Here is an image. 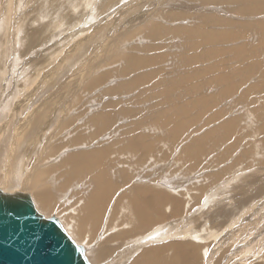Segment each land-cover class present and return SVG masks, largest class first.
Listing matches in <instances>:
<instances>
[{"label": "rangeland", "instance_id": "obj_1", "mask_svg": "<svg viewBox=\"0 0 264 264\" xmlns=\"http://www.w3.org/2000/svg\"><path fill=\"white\" fill-rule=\"evenodd\" d=\"M182 1L184 3L180 0H0V102L4 101L7 104L0 105V125L3 127L10 120L12 124L15 123L14 131L17 133V129L25 128L29 121L33 122V120H29L30 117L34 115L35 118H38V113L43 108L44 113L41 116L45 119L44 126H46L49 133L54 132L55 126L60 127L63 117L72 115V111L76 108L77 110L82 109L83 114H86L93 107L106 110L108 106L115 107V110H118L130 104L127 107L133 109V113L135 112L134 118L142 117L144 113L153 112L154 105L150 107V103L155 101L153 100L154 97L152 98L150 95L154 94L156 98V92L166 88L165 84L161 83L162 77L151 78L148 80L149 82L144 81L137 87H134V85L129 87L123 84L131 77L133 70L131 75L130 73L128 75L120 73V70L127 65L126 59L122 60V55L127 52L139 55L151 54L152 51L148 50V46L162 45L163 47L157 51L162 50L169 53L167 60L171 58L170 55H175L174 58L177 59V63H181L172 66V69L177 71L178 75H188L187 77L184 75L186 80H189V78L192 80V82L190 80L188 83H185L186 81H183V83L181 76L178 79L180 82L170 83V90L174 94L169 90L170 94L167 92L168 94L164 100L165 106L167 108L169 106L170 112H174L173 114H177L180 109L175 122L180 124L178 127H184L185 129V134H182L179 140L175 141V144L178 142L180 145L182 141L185 142L186 137L191 135V131H200L197 128L201 125L203 132L207 130L214 131L218 125V120L222 122L228 117L238 114L236 116L238 124H234L233 131L227 132L226 130V132H222L220 130V133L217 134L212 131L213 134H210L209 138L204 136L203 140L207 144V149L203 154H199L196 161H191L189 157H183L184 153L176 154L179 150L175 152V155L172 153L167 159L162 158L159 161L162 172L165 169V173L168 175L173 174L171 176L174 178L173 180L179 181L183 179V176H189L190 173L194 172H197V174L218 173V176H222L220 178L223 179V181L220 178V180L213 179L214 181L208 184L206 180L201 181L203 186L195 188V193H193L192 211H189L192 216L188 219L185 218L190 213L184 208L186 213L180 214L177 219L178 224L183 227H174L175 230H170L174 232V235L172 236L170 233L166 234L165 237H168L169 241L174 239L173 242L187 240L201 242L203 244V254L198 259L199 264H213V262L214 264H234L238 262L241 264H264V133L261 134L262 130L264 131V104L260 105L262 100L259 97H264V79H262L264 78V43H262L264 39L247 45L248 51L246 52L250 54H246V52L244 54L235 53V56H233V53H228L226 59L224 58V61H226V69L224 70L231 73L235 80H238L236 89H234L235 92L228 96L224 92V85L221 82L211 79V77L201 78L205 76V73L209 75L214 70H219L215 65H210L212 60L209 59L215 57H209V55L213 53L209 51L198 58L197 61H194L192 57H189L190 54L192 55L194 51L197 53L202 52V46L196 45L198 42H193V37L187 35L184 30L178 31L179 35L176 39H172L173 34L171 32H166L170 25L176 23L177 19L179 23L190 26L203 24L201 22L202 19L204 20L202 16H207L209 8L215 4L195 0ZM238 5L235 2H227L223 7H236ZM232 9H227V12L222 10L224 12L222 14L226 16ZM171 12L179 13V15H172ZM232 16L235 15L232 14ZM200 17L202 19H197ZM153 25L162 26L160 27L159 38L146 35L147 28ZM213 39H210L208 46H215L214 43L217 40ZM239 39H243V37ZM206 49H209V47ZM223 57H225V54ZM234 58L237 60L235 61L236 64ZM254 58L261 64L257 62L253 64L250 60ZM217 59H219V56ZM157 63L156 66L163 65V63ZM169 65L170 63H167V66ZM162 68V72H165V70L171 72L168 67ZM144 69H149V67H144L142 70ZM180 69L183 72L182 74H180ZM104 71L107 76L99 83L100 78L98 77L97 80L95 77L103 74ZM135 72H138V70L136 69ZM216 73V76H219L224 72L217 71ZM244 73H247L250 77L245 78ZM195 75L197 76L195 77ZM172 79L174 78L169 79L170 82ZM256 83L259 85L255 92L250 85ZM260 88L262 91L260 90L259 93ZM256 94L259 95L260 102L256 101ZM137 95L140 96L139 99ZM203 96L207 98L204 101L201 100ZM252 96L255 102L253 99L250 101L246 99L248 97L253 98ZM169 99L172 102H169ZM111 101H118V104L108 105V102L111 103ZM187 102L190 107L188 106L182 113L181 106L187 104ZM199 105L200 107H198ZM215 110L220 112V116L215 119L216 121L213 120L214 122L211 121L212 123L207 124L203 122L205 116H210ZM256 110H262L263 116L257 117ZM138 111L141 113H138ZM192 113L195 115H192ZM126 116L127 118L120 122L130 119L128 118L130 113H127ZM194 116L200 117L199 121L194 122V119H187ZM82 117L84 116H79L80 119ZM114 126L106 132H111L115 129ZM195 127L197 128L195 129ZM160 128V125H155L156 131ZM257 128L259 129L256 130ZM152 129L148 128L149 135L154 137V134L158 132H152ZM160 132L164 133L161 138L163 144L170 143V136L165 134L170 132H166V130ZM158 139L157 136L155 140L158 141ZM193 139L194 137H189L187 142H191ZM167 149L170 151L173 148L169 147ZM222 153L224 155H221ZM240 155H244L246 158L244 156L240 158ZM237 159L241 163L238 161V164ZM219 160L223 162L221 163ZM145 161L150 164L146 173H151L150 171H153L155 167L151 165L153 163L150 158ZM192 162H195L196 166ZM243 164H245V167H243ZM223 167L230 173H225V175L221 173L220 175L218 171L224 170ZM219 183L221 184L219 185ZM23 191L28 192L27 190ZM209 193L216 198L213 202L207 203V194ZM184 200L181 193L178 200L180 201L178 203L179 209H182ZM40 213L42 212L40 211ZM160 242L159 240L155 243L159 244ZM155 243H144V248L155 245ZM138 247L140 248L136 249V246H133L132 252L125 256L126 260L124 257L122 264H128L140 253L139 251L143 247L141 248L140 245ZM226 255L227 262L225 261ZM220 257L224 263L220 261Z\"/></svg>", "mask_w": 264, "mask_h": 264}, {"label": "bare ground", "instance_id": "obj_2", "mask_svg": "<svg viewBox=\"0 0 264 264\" xmlns=\"http://www.w3.org/2000/svg\"><path fill=\"white\" fill-rule=\"evenodd\" d=\"M180 1L184 3V1L182 0ZM195 1H200L202 3H208V4L210 3L215 4L212 5L213 7L209 8V14L207 16L205 17L202 16L204 20L201 17L197 18V19H202L201 22H203V24L190 26L184 23L183 24L179 23L178 19L176 18L177 24L175 23L174 25H170V27L166 32L169 33L171 32L173 34L172 39L173 38L176 39L177 35H179L178 31L184 30L186 31L187 35L193 37L192 38L193 42L194 41L198 42L196 43V45L198 44L202 46L203 48L202 52L200 51L199 53H197L193 50L195 53L193 52L192 55L190 54L189 57H192L194 61H197L198 58L202 57V55H204L209 51L213 53L209 55V57L211 56L215 57L213 59L212 58L209 59L210 61L212 60L210 62V65L211 66L215 65L216 68H218L219 70L216 71L214 70L211 73L209 72L210 73L209 75H206L205 73V76L201 78L211 77V79L213 78L214 80H218L224 85V89L227 88L228 90L227 95L229 96L233 94L234 89H236V84L238 80L236 79L237 80L236 81L235 78L231 75V73L224 70L226 69V65H225L226 61H224V58L226 59L228 53L231 54L233 53L234 54L233 56H235V53L244 54V52L248 51L247 50L248 44H251L252 42L256 43L258 42V40L260 41V39L261 40L264 39V0H195ZM227 2H235L239 5L236 7L226 6L224 8L223 5L226 4ZM227 9L228 10L232 9V11L225 16L222 13H224L223 11L227 12ZM170 14L174 15L175 13L171 12ZM232 14H234L235 16H232ZM236 14H238V16H236ZM175 15H179V13ZM173 18H175V16H173ZM160 27L162 26L153 25L150 28L148 27L146 35L155 36V38H159L158 36L160 35L159 34ZM162 35L164 36V34ZM240 37H243V39H239ZM212 38H214L213 40H217V42L214 43L215 46L213 47L208 46L210 44V39L212 40ZM222 43L223 45H221ZM262 43H264V40ZM162 47H163L162 45H158V44L148 46V50L152 51L151 54L139 55L133 52H127L125 53V55H122V60L126 59L127 65L120 70V73L123 75H128L130 73L131 75V71L133 70V74L131 75V77L128 78V81H124L123 84L128 85L129 87L133 85L134 87H137L138 85L142 84L144 81H148L151 78L157 76L162 77L161 83L165 84L166 87L164 88L165 90L162 89L157 91L156 98L154 94L150 95L152 98L154 97L153 100L155 101L153 103H150V107L151 105H154V108L152 106L153 112H149L148 114L144 113L142 117L139 116V118H134L135 112L133 113L132 111L133 109L128 108L130 104L129 105L126 104L128 107L123 106V108L118 110H115V107L111 108L108 106L106 107V110L103 108L98 109L93 107L86 114H83L84 111L82 109L77 110L76 108L77 111L73 110L72 111L73 113L71 112L73 116L72 115L64 116L63 120H61L60 127L55 126L57 131H55L56 129L54 128L55 129L54 132L49 133L46 126H44L45 119L44 117L41 116V114L44 113V108H43V110L41 109V111H39L40 113L37 112L39 119L35 118L33 115L32 117L29 118V120H33V122L29 121V124L27 122L28 125H25V128H21L20 130L17 129V133H15L14 131L15 123L12 124V121L10 122V120H8L7 121L8 123L3 127L0 125L1 126L0 134L2 136V138L0 139V173H2L0 174V184H2V186L0 187L3 188V189L0 188V192L10 193V194L20 193V194L31 195L33 201H35L37 208L42 212V214L48 216H50V214L59 215L61 218L59 216L58 217L62 220L67 231H69V233L74 235L77 239L81 240L85 244V246L81 244L80 245L84 248L86 256L88 257V259H90V262L93 264H122V262L124 261V257L128 253L132 252L133 246H136V249L139 248L138 247L139 245L142 246L144 237L145 238L147 237V242H156L157 240L165 239L166 238L165 235L170 233V229L172 228L171 225L169 226L163 225L162 227H157L153 229L155 227L154 225H156L158 222L163 220L160 219L162 217H160L159 213L156 211H154L152 214L148 213L147 209L149 208H145V209L136 208L139 205H138V201L135 202V199L139 201H143V203H145L146 205L149 204L146 199L149 200L150 198H155V200L158 203H163L164 205L165 204L175 205L173 200L176 201L177 199H173V195L168 194V192L178 194V196H180L182 193L185 199L183 201L184 204L182 206L183 210L185 208L189 212L192 211L191 208L193 206L192 205L193 193H195L194 191L195 188H200L203 186V183L201 181L206 180L207 184L209 182L211 183V181H214L213 179H218V180L221 179L223 181V179L220 178L222 176L219 177L218 173L217 174L200 173L201 176H199L200 174H197V172L190 173L191 175L189 176H183V179H180L178 181V180H173L174 178L171 177L173 174L168 175L167 173H165V169L163 172L160 170L161 164L159 161H161L162 158L167 159L168 157L171 156L172 153L173 155H175V152H177L178 150L179 151L176 154L184 153L183 157L185 158L189 157L191 161H196L199 154H203L207 149V144H205L206 142L203 140L204 136L205 137L207 136L206 138H209L208 136H210V134H213L214 132L216 134L220 133L219 132L220 130H222V132L223 131L226 132V130L227 132L233 131L235 126L234 124L235 123L238 124V119L236 117L238 115L237 114L236 116L228 117L226 120L222 122L218 120L217 121L218 125L215 127L214 131L207 130L206 132H203L201 125L199 128L195 127V129L197 128L198 130H200V131H195L196 132L195 133L194 131H191L192 129L191 128L190 129L191 135L187 136L186 139L188 140L189 137L190 138L194 137V139L191 142L188 141L189 143L187 142V140L185 141L186 143L182 141V144L180 145L177 142L176 143L177 147L176 146L174 147L175 140L176 139L179 140L182 134H185L184 133L185 129L184 127L183 128L178 127L180 124H177V122H175L177 114H179L180 112V109L177 114H173L174 112H170V107L168 106L167 108L165 106L164 100L166 95L168 93L170 94V92H168L171 89L170 83L180 82V80L178 79H180L181 76H182L181 81L182 82L186 81L185 83H188L191 79L189 78V80H186L185 77H187L188 75L184 74L185 77L184 75H178L177 71H174V69H172V66L181 63H177L176 61L177 59L174 58L175 55L173 56L170 55L171 58L167 60L169 53L163 52L162 50L157 51ZM208 47L209 49H206ZM224 54L225 57H223ZM246 54H250V53L246 52ZM218 56L219 59H217ZM166 61L168 64L170 63L169 66H167V63L165 64ZM235 61L237 60L234 58V63ZM250 61L253 62V64L257 62L255 58ZM157 62L159 64L163 63V65L156 66ZM202 64L204 65V63ZM206 66L208 65L206 64ZM144 67H149L150 70L149 69L142 70ZM162 67L170 68L169 70H171V72H167V70H165V72H162L163 71V70L161 71V69H163ZM253 68H255V66H253ZM136 69L138 70V72H135ZM232 69L234 70L235 67ZM180 71H181L180 74H182L183 72L181 69ZM217 71H219L220 73L223 71L224 73L223 74L221 73L219 76H216ZM106 76L107 73L104 71L103 74L98 75L95 78L97 80L100 78L98 80V82L100 83V81H102ZM196 76L197 75H195V77ZM246 77H250V76L246 75L245 78ZM95 78L94 80H96ZM171 78L174 79H172V81L170 82L169 79ZM232 79L234 80L232 81ZM190 82H192V80ZM252 82L254 83V81ZM221 83L219 84L220 86ZM258 85L259 84L256 83L250 86L251 89H253L256 92ZM260 90L261 88L258 91L259 93L262 91ZM162 93L163 94L166 93V94L163 95ZM172 94L174 93L172 92ZM139 97L140 96H138V99ZM158 97H160L159 100ZM256 98L258 97L256 96ZM205 99L207 98L204 96L201 98V100L203 101ZM246 99L250 101L251 99L254 100V97L253 98L248 97ZM177 100L179 99L177 98ZM256 101H258V99H256ZM169 102L172 101L170 100ZM3 103L4 101L0 102V105L2 106ZM198 103L201 104L199 101ZM115 104H118V101L115 102L111 101V103L108 102V105L111 106H114ZM263 104L264 103L260 105ZM30 105L32 106V104ZM188 106H189L188 102L187 104L181 106L182 113ZM198 107H200V105ZM255 112L257 113V117L263 116V114L261 113L263 112L262 110L261 111L256 110ZM127 113H130V117H128L130 119L128 121L126 120L120 122L121 120L127 118L126 116ZM138 113L141 112L138 111ZM192 115L195 114L192 113ZM79 116H84V117L80 119ZM198 116H194L193 118H191L192 117L191 116L187 119L188 120L194 119L193 121L195 122L200 118ZM219 116H220V112L215 110V112L211 113L210 116L206 115L205 118L203 119V122H206V124L212 123L211 121L217 119ZM260 123L258 124L260 125ZM113 125L116 126V127L114 126L115 129H113L111 132H106ZM155 125L156 126L160 125L161 131L162 130L163 131L166 130V132L169 131L170 132L169 135L170 137L173 138V140L171 139L170 143H164L160 145L159 143H155V141H153L149 136V130H148V128H153L151 131L155 132L154 131ZM258 129L259 128H257L256 130ZM263 133L264 131L262 130L261 134ZM156 135L161 137L162 133L158 132L155 134V136ZM239 145L241 146V144ZM180 146L181 148L179 149ZM169 147L173 149L168 151L167 148ZM224 154L222 153L221 155ZM33 156L36 157L33 158ZM243 156L244 155H242L240 158H243ZM147 157H150V160L153 163L151 165L155 167L153 171H150L151 173H146L147 168L150 166V164H147L144 161ZM244 157L246 158V156ZM239 160L237 159L236 162L238 163ZM219 161L221 162V160ZM192 164L195 165V162H192ZM244 165L245 164H243V167H245ZM225 167H223L224 170L226 169ZM229 168L231 169V167ZM156 169L158 173H155ZM224 170L221 169L220 171H218L220 175L221 173L222 174L224 173L223 175H225V173L229 172L227 170H225L226 171L225 172ZM196 176L202 178H197ZM162 181L167 186L166 190L163 191H161L158 187L159 186L158 184H160V182ZM129 183L130 186L127 187L128 185L126 184ZM141 183H145V185ZM220 184L221 183H219V185ZM149 185L153 187H150ZM23 190H27L28 192H24ZM114 195L116 198H114ZM214 198L216 197H214L213 194L209 193L207 194L206 202L207 203H210L211 201L213 202ZM112 201L114 202V204L110 209V204ZM179 202L180 201H178L177 203ZM124 203H130L131 207L135 208L134 210L130 211V219L132 221V225L130 224L129 228L126 229L124 228L125 226L124 222L123 224L122 223L114 224V222H112L111 219L112 210H114L113 207L114 206L117 207L116 205L122 206ZM159 207L160 206L156 208L158 211H159ZM170 212L172 211L170 210ZM184 213L181 212V215ZM191 214L192 213L187 214V217L185 218L187 219L190 218L192 216ZM173 230H175V228H173ZM202 250H203V244L201 242H193L188 240L184 242H167V243L162 242L161 244H155L143 248L142 251L138 253L137 256H135L128 264H199L200 262L198 259L203 254ZM126 259L127 258L125 257V260ZM225 259H226L225 261L227 262L228 260L227 255ZM220 261H222L221 257H220ZM238 263H234V264H238Z\"/></svg>", "mask_w": 264, "mask_h": 264}, {"label": "water", "instance_id": "obj_3", "mask_svg": "<svg viewBox=\"0 0 264 264\" xmlns=\"http://www.w3.org/2000/svg\"><path fill=\"white\" fill-rule=\"evenodd\" d=\"M0 264H92L55 216L28 194L0 192Z\"/></svg>", "mask_w": 264, "mask_h": 264}, {"label": "crops", "instance_id": "obj_4", "mask_svg": "<svg viewBox=\"0 0 264 264\" xmlns=\"http://www.w3.org/2000/svg\"><path fill=\"white\" fill-rule=\"evenodd\" d=\"M250 74V73H249ZM243 75H248L247 73H245V74H243ZM238 77V76H237ZM234 79H232V81H233ZM236 82V81H235ZM233 83V82H232ZM225 93H227L228 94V90H227V88H225ZM227 91V92H226ZM235 92V91H234ZM233 92V93H234ZM256 96L258 97L259 95H257L256 94ZM260 98H261V100L263 101L262 103H264V98L263 97H261L260 96ZM255 99H258V101L257 102H259V97L258 98H255ZM264 122V121H263ZM154 131L155 132H160L161 131V129L160 130H158V131H156L155 129H154ZM163 131V130H162ZM153 132V131H152ZM160 133H162V132H160ZM156 134V133H155ZM155 134H154V137L153 136H150L151 137V139L153 140V141H155V143H159V145L160 144H163V141L161 140V138H162V136L161 137H159L158 136V141H156L155 140V138L157 137V135L155 136ZM168 136H170L169 134L170 133H166ZM162 135H163V133H162ZM172 140H173V138L172 137H170ZM170 139V140H171ZM175 140V139H174ZM175 141H178L177 139L175 140ZM176 146H177V144H175ZM148 158H150V157H147L145 160H147ZM144 160V161H145ZM145 162H148V161H145ZM161 171H162V168L160 169ZM155 173H158L157 172V169H156V171H155ZM159 177V176H158ZM163 182V181H162ZM160 182V184H158L159 186V189L161 190V191H163V190H166V185H165V183L163 182ZM141 184H144L145 185V183H141ZM157 184V183H156ZM126 185H128L127 187H129L130 186V183L129 184H126ZM150 186V185H149ZM150 187H153V186H150ZM155 187V186H154ZM165 188V189H164ZM168 194H172L173 195V199H177L176 201L178 202V200L180 199V196H178V194H175V193H170V192H168ZM114 198H116L115 197V195H114ZM114 198H113V201H114ZM184 198V197H183ZM33 199V198H32ZM147 201H148V205H146L145 203H143V201H139V200H136L135 199V202L136 201H138V207H136V208H149V209H147V211H148V213H153L154 211H156V212H158L159 213V215H160V217H162V218H160L162 221H160V222H158L156 225H154L155 227L154 228H156V227H162L164 224L165 225H172V228L170 229V230H172L174 227H177V228H180V227H183L181 224L179 225L178 224V221H177V219L180 217V215L179 214H181V212H183L184 213V210H183V207H182V209L181 210H179V205H178V203L176 202V201H174L173 200V202H174V204L176 205H170V204H163V203H158L156 200H155V198H150L149 200L148 199H146ZM111 202V204H110V209H111V207L113 206V204H114V202ZM34 203H35V201H34ZM129 204V205H128ZM160 204V205H159ZM162 204H163V206H162ZM36 205V204H35ZM117 207H113V209L115 210V208H116V210H115V212H114V210H112V214H111V219H112V222H114V224L115 223H122L123 224V222H124V228L126 229V228H129V226H130V224L132 225V221H131V219H130V211L131 210H134L135 208H132L131 207V205H130V203H124L122 206L121 205H116ZM129 206H130V209H129ZM158 206H160L159 207V211L156 209ZM169 206V207H168ZM183 206V205H182ZM37 207V206H36ZM119 207V208H118ZM151 207V208H150ZM165 207V208H164ZM119 211H118V210ZM37 210H39L38 208H37ZM170 210L172 211V212H170ZM108 211H109V209H108ZM162 213H161V212ZM187 211V210H186ZM39 212H40V210H39ZM180 212V213H179ZM161 213V214H160ZM174 213V214H173ZM179 213V214H178ZM117 214V215H116ZM51 215H54V214H50V216ZM161 215H163V216H161ZM55 217H58L59 215H54ZM60 217V216H59ZM58 217V219L60 220V222L62 223V225L64 226V224H63V222H62V220L60 219ZM117 217V218H116ZM167 217V218H166ZM116 218V219H115ZM126 218V219H125ZM165 218V219H164ZM168 219V220H167ZM128 220V221H127ZM165 220H167V221H165ZM125 221H126V223H125ZM169 221V222H168ZM162 223H164V224H162ZM183 223V222H182ZM64 228H65V226H64ZM66 229V228H65ZM67 230V229H66ZM67 232H69V231H67ZM170 233L172 234V236H173V232L172 231H170ZM169 233V234H170ZM70 235H71V237L78 243V244H81V245H83V246H85V244L81 241V240H79V239H77L74 235H72L71 233H70ZM169 236V235H168ZM174 238V237H173ZM169 238L168 237H166L165 239H163V242L164 243H167V242H173V240L172 241H169L168 240ZM145 240V241H144ZM157 241H159V240H157ZM161 242L159 243V244H161L162 243V240H160ZM144 243H155V242H147V237L145 238H143V244H142V246H141V248L143 247L144 248ZM155 244H157V243H155ZM140 248V247H139ZM142 248V249H143ZM142 249L139 251V252H141L142 251ZM93 264V263H92Z\"/></svg>", "mask_w": 264, "mask_h": 264}]
</instances>
